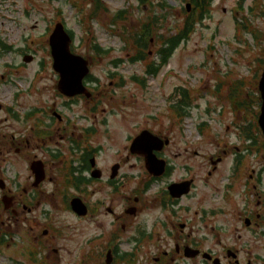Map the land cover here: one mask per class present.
<instances>
[{
  "label": "flooded vegetation",
  "instance_id": "1",
  "mask_svg": "<svg viewBox=\"0 0 264 264\" xmlns=\"http://www.w3.org/2000/svg\"><path fill=\"white\" fill-rule=\"evenodd\" d=\"M188 1L192 4L184 0ZM160 50L154 64L146 61L148 56H126L127 61L87 57L88 72L81 81L88 94L73 96L58 90L59 73L52 67V57L48 61L51 84L46 92L33 88V102L22 103L21 131L9 142L1 133L0 250L12 223L18 224L19 264H264V151L259 153L258 168L248 167L245 153H233L220 200L206 209L187 204L194 198L193 177L171 178L177 169L172 159L191 155L164 154L170 136L151 131L169 140L154 151L165 165L159 175L146 168L144 154L130 151L134 137L128 138L125 153L115 149V121L119 112L122 117L119 102L126 84L121 64L144 63L141 73L127 78L146 89L148 78L164 65ZM177 91L174 105L183 107L184 93ZM238 106L245 108L243 99ZM237 127L241 138H250L248 126ZM12 146L17 158L10 156ZM20 156L27 175L17 182L6 174L12 165L16 171V163L9 161ZM163 179L166 182L158 185ZM187 181L180 188L184 192L170 191V185ZM75 202L83 206L84 214L75 210ZM22 230L32 234L30 245L22 246Z\"/></svg>",
  "mask_w": 264,
  "mask_h": 264
},
{
  "label": "rangeland",
  "instance_id": "2",
  "mask_svg": "<svg viewBox=\"0 0 264 264\" xmlns=\"http://www.w3.org/2000/svg\"><path fill=\"white\" fill-rule=\"evenodd\" d=\"M255 1L212 0L194 31L180 42L157 74L148 78L146 89L127 78L132 72L141 73L144 63L124 62L120 67L126 84L119 102L122 117L119 112L115 121L118 135L115 149L128 151V138L142 129L170 136V144L162 150L164 154L186 151L191 155L172 159L177 169L171 177L194 178V198L187 202L189 205L195 202L210 209L220 200L228 169L233 165V153H245L248 167H261L259 153L264 151V138L257 124L260 106L257 85L264 65V16L249 10ZM101 2L103 9L93 16L91 0H0V142L1 133H5L4 139L9 142L12 134L21 131L22 103L34 100L30 91L37 87L46 92L51 84L48 36L57 21L72 31L70 47L74 53L85 58L102 55L103 61L115 57L127 61L126 56L135 55L136 50L130 35L123 39V32L128 28L137 31L147 16L156 13L159 22L144 51L145 57H149L146 61L157 63V50L186 15L184 0ZM159 3H165L166 10ZM119 10L122 18L113 20ZM236 21L243 23V30H237ZM94 44L102 50H96ZM25 54L32 55L33 60L23 64ZM177 88L186 94L189 103L184 106L188 111L185 116L177 114L172 106L178 100ZM242 99L243 110L238 106ZM239 124L248 126L249 139L240 137ZM14 151L12 146L10 156L17 158ZM217 158H221L220 162ZM9 162L16 163V171L12 165L6 176L22 182L27 171L21 156ZM208 171L212 174L208 175ZM15 173L18 174L14 176ZM165 182L163 179L158 185ZM66 219L76 225L73 219ZM31 237L28 230H22V246L30 245ZM20 245L21 229L12 223V232L4 238L0 250V264H10L12 260L19 264Z\"/></svg>",
  "mask_w": 264,
  "mask_h": 264
},
{
  "label": "water",
  "instance_id": "3",
  "mask_svg": "<svg viewBox=\"0 0 264 264\" xmlns=\"http://www.w3.org/2000/svg\"><path fill=\"white\" fill-rule=\"evenodd\" d=\"M185 8L187 11L190 10V2L185 4ZM71 42L72 37L67 28L61 21H57L48 36V44L52 57V67L59 73L58 90L68 96L80 93L88 94L81 81L83 76L88 72L87 59L70 50ZM31 60L32 55H23L24 62H31ZM257 87L261 99L257 123L264 137V66ZM168 143V138H161L151 131L144 129L132 139L130 151L144 154L146 168L154 175H159L163 172L165 165L163 160L157 159L154 151L161 150ZM188 184V181L184 184L174 183L169 188L172 192L181 193L184 192L180 191L181 186H187ZM187 189L188 187L185 188V191ZM73 206L80 214L85 213L83 206L77 202Z\"/></svg>",
  "mask_w": 264,
  "mask_h": 264
},
{
  "label": "trees",
  "instance_id": "4",
  "mask_svg": "<svg viewBox=\"0 0 264 264\" xmlns=\"http://www.w3.org/2000/svg\"><path fill=\"white\" fill-rule=\"evenodd\" d=\"M141 2H146L147 0H139ZM192 6L191 10L189 12H185V18L182 22V24L175 28L174 31L168 36L166 40L163 41V45H165V48H160V55L161 60L165 64L168 60V58L173 53L174 49L180 44V42L185 41L189 35L194 31L195 25L203 18V15L208 11L210 1L211 0H191ZM91 3H93V7L91 8V12L93 16H95L99 9H103V4L101 0H91ZM161 8L166 10L165 3H159L158 4ZM185 10V9H184ZM250 11H256L257 14L260 16H264V0H256L254 5H251L249 7ZM122 11L119 10L117 13L114 14L113 20L122 18L121 16ZM158 15L154 13L151 16H147L145 20L141 22V25L139 26V29L136 31L132 28H128L126 32H123L122 37L123 39H128V35H130V39L132 42V45L134 46V49L136 50L135 55L144 58L145 57V48L147 47L149 43V38L151 36V32L154 30V28H157L159 19ZM237 30H243L244 25L242 22L236 21ZM133 30V31H132ZM71 36H73L72 31L68 30ZM256 38H259L257 33H254ZM158 39L154 37V40ZM2 46H5L1 43ZM94 47L96 50L100 51L101 48L98 47L97 44H94ZM6 48V46H5ZM159 50H157L159 52ZM158 55V54H157ZM155 62L153 61L152 64ZM184 98H186V94L183 95ZM189 103L186 100L184 106H188ZM174 111L177 114L180 115H187L188 111H186L183 107H178L177 105H172Z\"/></svg>",
  "mask_w": 264,
  "mask_h": 264
}]
</instances>
